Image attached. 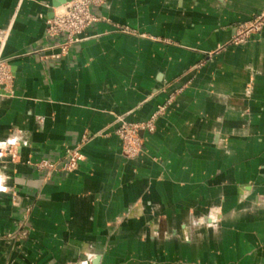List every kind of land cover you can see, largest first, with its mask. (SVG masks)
<instances>
[{
  "label": "crops",
  "instance_id": "1",
  "mask_svg": "<svg viewBox=\"0 0 264 264\" xmlns=\"http://www.w3.org/2000/svg\"><path fill=\"white\" fill-rule=\"evenodd\" d=\"M52 1L0 0V264H264V28L215 52L264 0H105L59 59ZM174 93L126 158L117 117Z\"/></svg>",
  "mask_w": 264,
  "mask_h": 264
},
{
  "label": "built area",
  "instance_id": "2",
  "mask_svg": "<svg viewBox=\"0 0 264 264\" xmlns=\"http://www.w3.org/2000/svg\"><path fill=\"white\" fill-rule=\"evenodd\" d=\"M105 0H71L68 4L54 10V15L47 20L46 37L50 39L61 38V42L55 47L59 50L52 58L59 59L67 54L69 47L80 40L83 32L100 20L92 10L100 7ZM264 27V11L257 17L248 22L239 25L236 28L235 35L230 41V45L237 46L244 43L251 35L260 32ZM221 48V47H220ZM219 48V49H220ZM12 74L8 65L0 61V86H9L12 83ZM173 96L169 99L144 122L128 123L123 117H117V126L114 130L115 136L121 143L122 153L126 158H136L143 145V134H151L155 130L156 120L164 115L167 106L171 103ZM90 140L85 136L81 140V145ZM13 148V147H12ZM11 152V151H10ZM11 155V153H10ZM15 159L14 154L11 155ZM84 157L81 153L80 146L68 148L62 158L55 162L39 160L36 163L27 162L35 166L40 171L72 173L77 168ZM91 260H84V264H91Z\"/></svg>",
  "mask_w": 264,
  "mask_h": 264
},
{
  "label": "rangeland",
  "instance_id": "3",
  "mask_svg": "<svg viewBox=\"0 0 264 264\" xmlns=\"http://www.w3.org/2000/svg\"><path fill=\"white\" fill-rule=\"evenodd\" d=\"M264 11V10H263ZM262 11V12H263ZM261 13V12H260ZM259 13V14H260ZM259 14H257L256 16H254L253 18H251L250 20H252V19H254L255 17H257ZM249 21V20H248ZM248 21H245V22H241V23H238L235 27H234V30L236 31V28L239 26V25H241V24H244V23H246V22H248ZM264 28V27H263ZM122 32H124V33H127V34H131V35H135L136 33L134 32V31H132L131 29H129V28H126V27H124V28H121L120 29ZM262 31V30H261ZM259 33V32H258ZM258 33H255V34H258ZM234 35H235V32H234ZM234 35H233V37H234ZM254 35V34H253ZM232 37V38H233ZM232 38H231V40H232ZM230 40V41H231ZM230 41L226 44V45H221V46H219V47H217V49L215 50V52L216 53H219V52H222V51H224L228 46H233V45H230L229 43H230ZM221 47V48H220ZM220 48V49H219ZM0 61H2L1 59H0ZM13 78V77H12ZM11 85H12V83H11ZM11 85L9 86V88H7V86H0V91L4 94V95H9V93H10V88H11ZM174 95H175V93L173 94V99H174ZM173 99H172V101H173ZM171 101V102H172ZM166 112V111H165ZM165 114V113H164ZM163 116V115H162ZM0 145H4V144H0ZM0 154H2L1 152H0ZM3 156H4V153L2 154ZM6 156V155H5ZM18 237L19 238H21V235H19L18 234Z\"/></svg>",
  "mask_w": 264,
  "mask_h": 264
},
{
  "label": "water",
  "instance_id": "4",
  "mask_svg": "<svg viewBox=\"0 0 264 264\" xmlns=\"http://www.w3.org/2000/svg\"><path fill=\"white\" fill-rule=\"evenodd\" d=\"M71 0H53L51 3V7L49 9V19H51L54 15V9L59 8L65 4H68ZM0 96H6L0 91ZM13 143L4 142L3 147H0V152H3L4 155H10V151L12 150ZM91 264H96L95 261H92Z\"/></svg>",
  "mask_w": 264,
  "mask_h": 264
},
{
  "label": "clouds",
  "instance_id": "5",
  "mask_svg": "<svg viewBox=\"0 0 264 264\" xmlns=\"http://www.w3.org/2000/svg\"><path fill=\"white\" fill-rule=\"evenodd\" d=\"M2 177H0V181H2ZM7 189H5L3 186H2V183H0V192H3V191H6Z\"/></svg>",
  "mask_w": 264,
  "mask_h": 264
},
{
  "label": "bare ground",
  "instance_id": "6",
  "mask_svg": "<svg viewBox=\"0 0 264 264\" xmlns=\"http://www.w3.org/2000/svg\"><path fill=\"white\" fill-rule=\"evenodd\" d=\"M60 8V7H59ZM56 9H58V8H56ZM56 9H54V10H56ZM0 147H3V145H0Z\"/></svg>",
  "mask_w": 264,
  "mask_h": 264
}]
</instances>
